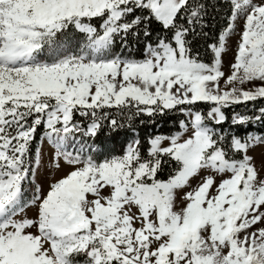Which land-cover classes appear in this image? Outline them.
I'll return each mask as SVG.
<instances>
[{
  "label": "snow or ice",
  "instance_id": "6c2138e0",
  "mask_svg": "<svg viewBox=\"0 0 264 264\" xmlns=\"http://www.w3.org/2000/svg\"><path fill=\"white\" fill-rule=\"evenodd\" d=\"M0 264H264V0H0Z\"/></svg>",
  "mask_w": 264,
  "mask_h": 264
}]
</instances>
